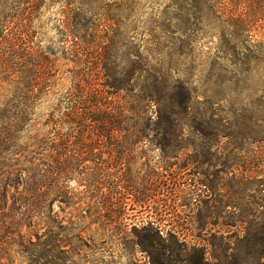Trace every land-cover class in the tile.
<instances>
[{"label":"trees","instance_id":"16d2710c","mask_svg":"<svg viewBox=\"0 0 264 264\" xmlns=\"http://www.w3.org/2000/svg\"><path fill=\"white\" fill-rule=\"evenodd\" d=\"M144 1L0 0V83L8 85L0 104V192L14 187L10 183L15 176L23 254L28 236L23 229L38 226L35 219L45 226L33 235L37 241L32 237L29 244H50V226L56 223L51 217L53 206L66 203L64 194L51 199L50 192L55 188L64 192V182L70 179L62 151L69 143L89 148L86 142H111L121 132H131L139 141L149 140L147 132L158 136L153 139L168 140L184 126L212 128V86L203 89L179 75L181 63L197 62L193 53L212 29V15L222 23L223 60L240 67L243 74L264 64V0H170L162 12L153 8L150 15L156 53L161 57L169 51L168 65L137 51L124 60L129 73L122 80L115 48L122 28L144 15ZM148 1L147 5L159 2ZM50 3L63 4L66 38L62 42L75 70L62 110L49 114L45 125L50 131L33 135L36 108L58 74L54 54L35 41L34 22ZM208 78L212 84V61ZM256 106L246 113L247 134L236 135L252 144L235 147L247 156L240 166L246 180L249 173L264 177V102ZM56 148L61 152L54 167L50 151ZM71 170L79 173L78 168ZM3 203L1 196L0 213ZM234 217L232 229L248 223ZM230 236L211 259L202 248H183L189 253L185 262L264 264V210L258 228L248 226L244 234L232 231ZM150 249L156 250L153 245ZM154 264L170 262L159 257Z\"/></svg>","mask_w":264,"mask_h":264},{"label":"rangeland","instance_id":"374dc122","mask_svg":"<svg viewBox=\"0 0 264 264\" xmlns=\"http://www.w3.org/2000/svg\"><path fill=\"white\" fill-rule=\"evenodd\" d=\"M169 1L147 5L145 0L144 15L122 28L115 48L122 80L129 73L124 60L137 51L150 61L160 59L168 65L170 52L161 57L156 53L158 43L150 29V15L153 8L162 12ZM63 9V4L50 3L34 22L35 41L54 54L58 74L36 108L33 135L50 131L45 125L49 114L62 110L73 83L75 64L68 59L62 42L66 38ZM221 28V21L212 15V29L193 53L197 62H184L179 68V75L189 78L194 86H212V128L184 126L168 140L153 139L158 136L147 132L149 140L139 141L131 132H121L111 142H86L92 146L89 148L69 143L62 151L70 179L64 182V192H58L59 188L50 192L51 199L64 194L66 203L53 206L51 217L56 223L50 226V244L32 246L28 242L45 226L39 219H35L38 226L23 229L28 235L26 254L21 248L17 181L12 177L14 187L0 192L4 201L0 264H154L159 257L170 264H187L189 253L183 248H202L211 259L220 253L232 231L242 235L248 226L259 227L264 177L249 173L247 180L241 178L240 166L247 156L235 147L252 146L236 135L249 131L247 110L264 102V64L244 74L240 71L242 75L240 67L223 60ZM211 61L212 84L208 82ZM7 87L0 83V104ZM60 152L59 148L50 151L54 167ZM74 168L79 173H73ZM234 215L249 224L232 229ZM151 245L156 248L154 253Z\"/></svg>","mask_w":264,"mask_h":264}]
</instances>
